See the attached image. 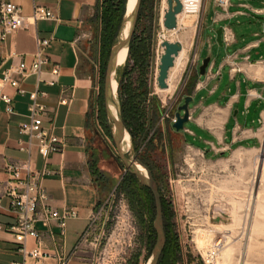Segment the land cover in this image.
Masks as SVG:
<instances>
[{
  "label": "rangeland",
  "instance_id": "374dc122",
  "mask_svg": "<svg viewBox=\"0 0 264 264\" xmlns=\"http://www.w3.org/2000/svg\"><path fill=\"white\" fill-rule=\"evenodd\" d=\"M117 3L97 0L92 15L82 25L80 49L92 76L96 67L100 75L103 65L105 71L109 50L118 40L124 13L103 55L105 7ZM158 3L143 0L130 55L126 66L118 68L117 81L122 73L123 115L132 134L129 156L136 153L151 168L164 204L166 230L178 244L176 249L168 246L163 251L159 264H206L203 258L215 243L219 246L209 264H264V113L260 124L251 122L253 114L248 116V126L259 124L260 145L252 152L206 162L186 145L171 124L176 107L183 104L193 86L181 56L168 73L167 84L172 92L165 102L160 98L155 45L162 40L164 29L158 35ZM212 16L213 8L209 7L200 37L202 51H207L210 38L214 53L221 49L215 42V31L221 25L213 26ZM260 19L264 22V15ZM103 78L104 74L100 98L96 106L91 103L88 114L89 157L99 201L78 243L77 255L90 264H146L155 241L154 209L152 202L146 201L147 196L139 205L125 182L127 172L117 157L112 122L104 111ZM151 208L148 215L146 209Z\"/></svg>",
  "mask_w": 264,
  "mask_h": 264
},
{
  "label": "crops",
  "instance_id": "0c3cea01",
  "mask_svg": "<svg viewBox=\"0 0 264 264\" xmlns=\"http://www.w3.org/2000/svg\"><path fill=\"white\" fill-rule=\"evenodd\" d=\"M10 1L18 4L24 14H30L33 2L41 4L51 9L58 21L40 20L28 29H19L0 39L2 77L5 70L15 68L20 60L31 64L37 48L36 38H51L43 49L48 62L42 66L40 81L37 82L33 74H13L23 92H17L9 85L1 87L13 97V113H0V189L7 178L6 163L27 157V153L19 149L20 145H26L27 137L18 133V124L26 120L29 93L34 90L43 92L44 95L38 96V101L46 108L43 125H53V132L64 140V147L61 153L50 155L48 173L44 175L42 185L53 208L58 211L72 208L76 212L75 217L66 221L64 237L57 236V240L62 243L63 252L70 256L67 264H90L77 255L78 243L87 231L99 201L89 157L88 114L94 76L82 58L80 32L83 23L92 15L97 0ZM209 7L213 8V26L220 24L222 28V45H218L215 39L221 49L214 53L210 38L207 39V51H202L200 37ZM261 15H264V0H228L223 7L214 0H204L198 27L194 25L195 17H187L174 36L168 34L166 37L168 41L181 43L180 62H184L193 86L187 124L184 123L183 130L177 132L206 162L229 154L236 156L252 152L260 145L257 131L264 113V22H261ZM160 20L158 34L162 30ZM162 50L158 39L155 45L157 59ZM207 57L209 62L201 75L198 68ZM175 63L176 60L174 66ZM53 65L58 66L57 75L50 72ZM50 81L54 83L50 85ZM62 90L64 97L70 99L68 104L59 103ZM250 114H253L251 122L259 123L257 127L247 125ZM32 159L37 169L43 167V159L35 145ZM1 204L0 222L13 223L15 214L9 209L7 199H2ZM35 226L38 230H45L39 223ZM52 230L59 233L56 226H52ZM46 243L52 247L50 240L47 239ZM16 248L9 234L0 233V264L20 260ZM46 263L50 264L51 260Z\"/></svg>",
  "mask_w": 264,
  "mask_h": 264
},
{
  "label": "built area",
  "instance_id": "2783aa9c",
  "mask_svg": "<svg viewBox=\"0 0 264 264\" xmlns=\"http://www.w3.org/2000/svg\"><path fill=\"white\" fill-rule=\"evenodd\" d=\"M181 11L176 14V28L183 26L187 17L196 18L194 25H199V15L202 11L204 0H179ZM216 4L223 7L228 0H214ZM162 0L155 5L157 21L163 18L166 10ZM53 19L58 21V16L49 8L33 2L30 14H24L21 7L10 0H0V39L3 40L6 34L13 33L19 29H28L34 26L37 21ZM264 29V27H263ZM159 35V34H158ZM222 37V36H221ZM51 38H36L37 48L33 54L30 65L20 60L15 68L5 70L0 77V113H13V97L1 90L4 85L12 86L17 92L22 93L18 87V81L13 74L25 76L33 74L37 82L40 81L42 66L48 60L43 56V49L49 44ZM50 72L57 75L58 66L53 65ZM100 70L96 67L94 85L92 88V105L97 104L100 98ZM52 85L54 82H48ZM43 92L34 90L29 93L30 103L26 120L18 124V133L27 137L26 145H20L19 149L27 153L22 160L6 163L4 171L7 178L3 181L0 189V210L3 208L2 199H7L9 209L15 214V220L11 224L0 222V233L9 234L17 245L16 251L21 256L20 260H11L4 264H67L70 256L62 250V243H58L57 236L64 237L65 224L67 219L75 217L76 212L72 208H64L58 211L48 202V195L42 185L44 175L48 173L47 162L51 154L61 153L64 147V140L54 134L53 125H43V115L46 108L38 101V96ZM70 99L64 97L62 90L59 97L60 104H68ZM1 104L4 106L2 107ZM175 117L172 118V122ZM35 145L37 153L43 159V167L37 169L32 159V149ZM41 224L45 230L36 229V224ZM52 226L59 228L56 234ZM51 241L49 247L46 240ZM203 258L206 264L211 263L219 243H215Z\"/></svg>",
  "mask_w": 264,
  "mask_h": 264
},
{
  "label": "water",
  "instance_id": "95a60500",
  "mask_svg": "<svg viewBox=\"0 0 264 264\" xmlns=\"http://www.w3.org/2000/svg\"><path fill=\"white\" fill-rule=\"evenodd\" d=\"M165 1L167 7L163 14L162 26L166 30H172L176 28V14L181 11V3L179 0ZM140 3L141 0H134L132 8L127 12L126 2L118 40L111 46L108 53L103 78L102 96L105 115L112 122V140L118 159L121 161L125 171L134 175L139 184L148 188L152 194L154 204L153 228L155 231V241L146 264H158L165 244L160 193L158 185L149 168L138 159L136 153L129 156L130 135L122 118L121 104L118 96L117 70L125 63L127 58L130 41L138 18ZM124 26H126V33L121 37L120 33ZM221 35L222 28L219 27L215 31V39L218 45H222ZM160 46L163 50L158 58L156 84L160 89H165L168 87L166 81L169 70L174 66L175 58L181 51L182 45L179 41L162 40ZM124 49L126 50V58L124 63L120 65L118 64V54ZM208 62V57L202 60V63L198 68L201 75L205 73V68L207 67ZM191 99L192 97L190 95H185L183 104L176 107V111L174 112L175 121L171 124L175 131L183 130L184 123L187 122L189 117L188 104ZM138 165L142 166L143 170L138 168Z\"/></svg>",
  "mask_w": 264,
  "mask_h": 264
},
{
  "label": "trees",
  "instance_id": "16d2710c",
  "mask_svg": "<svg viewBox=\"0 0 264 264\" xmlns=\"http://www.w3.org/2000/svg\"><path fill=\"white\" fill-rule=\"evenodd\" d=\"M149 2H150V0H149ZM118 3H121V4H118ZM118 3L117 4H112L113 5L112 8L105 7V16H104V19H105L104 27L105 28H104L103 34H102V41H103V47H102V49H103V55L105 53V56H106V53L108 51L109 43H110V41H111V39L113 37L112 32L113 33L115 32L116 27L118 26L117 24L120 22L121 15H123V13H124V8H123L124 0H120V2L118 0ZM141 5H143V0H141L140 8H141ZM107 10H108V12H107ZM107 15H109V16H107ZM138 18H139V13H138ZM138 18H137V21H138ZM136 25H137V22H136ZM135 28H136V26H135ZM133 36H134V33H133L132 38H131V41H130L128 55H127V58L125 60L124 66H126V62H127L128 58H129V55H130L132 41H133ZM152 41H153V35L151 36V46L153 44ZM103 74H104V65L102 66L101 77L103 76ZM121 89H122V73L120 74V77L118 78V96H119V99H120L121 112H122V118H123L124 124L126 126V129L129 132V134H131L130 129H129L128 125L126 124L125 118H124V115H123V108H122L123 105H122V99H121ZM140 161L143 164H145L149 168V170L151 171V173H152V170L149 167V165H147L141 159H140ZM92 172H93V169H92ZM125 179H126L125 182L129 185V188L131 189V191L133 192V194L136 196V199L138 201V204L139 205L142 204V202H144V198L147 196L149 199H146V201L149 202V203L152 202V208L154 209L153 197H152L151 192L149 190H147V189H143L141 185H140L141 187L139 188V183H138L137 179L135 178V176L132 175V174H130V173H128V172H127V177ZM160 199H161L162 216H163V224H164V231H165V244H164V247H163V250H162V253H163V251L165 249H167L168 246H170L173 249H176V247H177L178 244H177L176 237L174 235L169 236V234H168V232L166 230V226H165V223H164V209H163V205L164 204H163V200L161 198V195H160ZM152 208L151 209H146L147 211L149 210L148 211V215H150L149 213L152 210ZM138 210L141 213V215L144 214V212L140 208H138ZM151 230H152V227H151ZM162 253H161V255H162ZM161 255H160V258H161ZM160 258H159L158 264L160 262Z\"/></svg>",
  "mask_w": 264,
  "mask_h": 264
},
{
  "label": "bare ground",
  "instance_id": "6f19581e",
  "mask_svg": "<svg viewBox=\"0 0 264 264\" xmlns=\"http://www.w3.org/2000/svg\"><path fill=\"white\" fill-rule=\"evenodd\" d=\"M133 3H134V0H128L127 1V6H126L127 12L130 11V9L132 8ZM162 3H163V7L165 8V6H167L166 5V1L165 0H162ZM162 19L163 18H161V20H160L161 21V25H162ZM175 32H176V29H172V30H166V29H164V31L160 34V38L162 40H166V37H167L168 34L173 35V34H175ZM125 33H126V26H124L123 29H122V36L121 37H123L125 35ZM162 40H160V41H162ZM181 56H182V53H179L178 56L175 58L176 62L180 59ZM125 58H126V50L124 49V50L120 51L119 54H118V64H120V65L123 64ZM167 81H168V78H167ZM159 92L161 93L160 98L162 99L163 102H165L166 99L168 98L169 94H171V92H172L171 85H169L165 89H160L159 88ZM138 168H140L141 170H143V167L140 166V165H138Z\"/></svg>",
  "mask_w": 264,
  "mask_h": 264
},
{
  "label": "flooded vegetation",
  "instance_id": "af4514ba",
  "mask_svg": "<svg viewBox=\"0 0 264 264\" xmlns=\"http://www.w3.org/2000/svg\"><path fill=\"white\" fill-rule=\"evenodd\" d=\"M152 175H153V177H154L153 172H152ZM154 179H155V177H154ZM155 181H156V179H155ZM138 183H139V182H138ZM156 183H157V181H156ZM140 185H141V184H139V188L142 186V185H141V186H140ZM142 188H143V189H147V190H149L148 188H146V187H144V186H142ZM142 188H141V189H142ZM149 191H150V190H149Z\"/></svg>",
  "mask_w": 264,
  "mask_h": 264
}]
</instances>
